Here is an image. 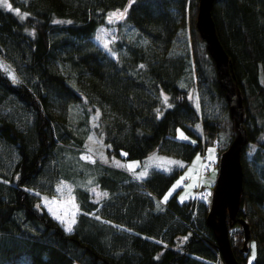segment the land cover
I'll return each mask as SVG.
<instances>
[{
	"label": "trees",
	"instance_id": "1",
	"mask_svg": "<svg viewBox=\"0 0 264 264\" xmlns=\"http://www.w3.org/2000/svg\"><path fill=\"white\" fill-rule=\"evenodd\" d=\"M8 1L17 10L0 6V61L15 78L0 66V264H218L207 201L174 193L158 200L181 165L134 178L93 161L105 195L96 201L74 188L70 231L37 204V193H52L67 175L59 170L62 151L82 145L77 126L95 108L107 156L155 150L184 164L215 138L217 152L226 145L231 118L194 26L196 0ZM111 8H123L110 42L115 55L93 40ZM210 15L245 130L236 215L247 222L246 248L238 222L227 236L238 264H264V0H212ZM181 27L187 44L174 48ZM177 126L192 139L175 136Z\"/></svg>",
	"mask_w": 264,
	"mask_h": 264
},
{
	"label": "rangeland",
	"instance_id": "2",
	"mask_svg": "<svg viewBox=\"0 0 264 264\" xmlns=\"http://www.w3.org/2000/svg\"><path fill=\"white\" fill-rule=\"evenodd\" d=\"M7 5L10 7L5 6L2 2H0V6L2 7L11 8L13 11L17 10L16 7L12 6L8 0ZM122 12L123 8L108 9L105 13L106 22L98 24L93 33V40L111 55H115V52L111 49L110 42H112L117 36L116 21L120 19ZM185 43L187 44V33L185 28L181 27L178 30V37L175 39L174 48H178ZM0 66L9 76L15 78L13 71L7 64L0 61ZM189 94L193 104L198 107L197 89L194 84L189 85ZM96 115L97 109L95 108L88 114L86 124L77 126V132L79 130H81V132L84 130L82 145L77 148L70 145V148H75L77 151H62L65 163L64 161L60 163L59 170L61 174L67 172V175L56 179L53 184L52 193H37V204L42 206L51 216H53L64 229H67L68 225L72 224L75 213L78 211L77 200L74 195L75 187L79 186L86 189L89 193V198L92 200L99 201L105 195V190L99 188L94 179L95 168L92 164L93 161L96 160L104 164L120 166L134 178H140L150 167H157L159 169L166 170L172 166L181 165V170L171 179L162 194H160L158 200H160L161 203L162 200L166 199V197L172 193H174L175 198L178 200H185L191 196L194 197L197 191L194 184L197 179L201 181L202 186L206 190L210 189V185L215 176L216 168H211L208 172L197 177L194 174V169L200 161V155L197 150L194 151L191 157L184 164H182L180 158L174 155L155 150L150 151L142 158L125 157L122 149H119V152L122 155L121 157L113 155L107 156L103 150L104 145L100 139V134L95 132V126L97 125ZM231 127L232 133H234L232 121ZM194 128L199 129L197 123L194 124ZM219 135V140H222V138L225 137V135L221 132ZM175 136L185 139L188 137L192 139V137L182 132V129L179 126L176 127ZM205 148L207 155L210 156L213 154L214 149L211 144H207ZM86 162L91 165H86ZM184 176H187V180L184 184L180 185V178ZM251 243L252 241H250V244ZM251 255L252 245L250 253L248 254V260ZM217 263L222 264L220 260H218Z\"/></svg>",
	"mask_w": 264,
	"mask_h": 264
},
{
	"label": "water",
	"instance_id": "3",
	"mask_svg": "<svg viewBox=\"0 0 264 264\" xmlns=\"http://www.w3.org/2000/svg\"><path fill=\"white\" fill-rule=\"evenodd\" d=\"M212 0H196L194 26L204 42L206 51L212 59L216 81L223 88L234 133L219 151L217 169L210 190L205 221L211 227L217 249L225 264H238L227 236V227L238 222L242 228L241 248H246L248 226L245 219L236 215L241 190V165L239 154L245 141L242 123L241 97L229 70V59L222 48L210 15Z\"/></svg>",
	"mask_w": 264,
	"mask_h": 264
},
{
	"label": "built area",
	"instance_id": "4",
	"mask_svg": "<svg viewBox=\"0 0 264 264\" xmlns=\"http://www.w3.org/2000/svg\"><path fill=\"white\" fill-rule=\"evenodd\" d=\"M218 143V140L215 138L213 140V146H216ZM200 153V162L198 166L194 169V174L196 176L201 175L203 173L208 172L214 165H215V157H209L206 155V152L204 149L199 151ZM187 180V176L180 178V184H184ZM196 197L197 198H205L207 195V191L200 185L199 181L196 182Z\"/></svg>",
	"mask_w": 264,
	"mask_h": 264
},
{
	"label": "snow or ice",
	"instance_id": "5",
	"mask_svg": "<svg viewBox=\"0 0 264 264\" xmlns=\"http://www.w3.org/2000/svg\"><path fill=\"white\" fill-rule=\"evenodd\" d=\"M0 2H2L5 6H8L10 7L9 5H7V0H0ZM66 230H71V225H68L67 229Z\"/></svg>",
	"mask_w": 264,
	"mask_h": 264
},
{
	"label": "crops",
	"instance_id": "6",
	"mask_svg": "<svg viewBox=\"0 0 264 264\" xmlns=\"http://www.w3.org/2000/svg\"><path fill=\"white\" fill-rule=\"evenodd\" d=\"M114 166H116V167H120V166H117V165H114ZM121 168V167H120ZM130 170V169H129ZM143 176V175H142Z\"/></svg>",
	"mask_w": 264,
	"mask_h": 264
}]
</instances>
